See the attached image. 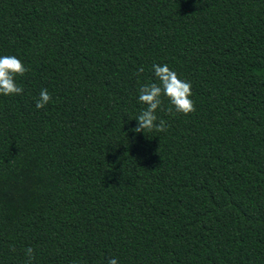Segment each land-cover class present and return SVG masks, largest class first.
<instances>
[{
	"label": "trees",
	"instance_id": "16d2710c",
	"mask_svg": "<svg viewBox=\"0 0 264 264\" xmlns=\"http://www.w3.org/2000/svg\"><path fill=\"white\" fill-rule=\"evenodd\" d=\"M4 55L0 264H264V0H0ZM153 64L196 110L134 133Z\"/></svg>",
	"mask_w": 264,
	"mask_h": 264
},
{
	"label": "clouds",
	"instance_id": "9594fccd",
	"mask_svg": "<svg viewBox=\"0 0 264 264\" xmlns=\"http://www.w3.org/2000/svg\"><path fill=\"white\" fill-rule=\"evenodd\" d=\"M28 69L22 61L14 55L0 56V95L14 96L21 95L23 88L17 85L16 77L24 76ZM144 72L141 67L137 75ZM152 72L155 82L145 83L138 90V103L143 106L140 114L135 118L136 127L134 133H145L153 130L166 132L168 124L165 120L159 119L157 110L162 109L163 100L168 101L167 111L169 113L189 115L193 113L195 104L192 99V85L190 82L181 80L178 74L170 69L167 64H153ZM52 97L47 89H41L36 100V108L43 109L51 101ZM158 121V122H157ZM15 251V248H11ZM25 264H32L35 259V251L32 247L25 249ZM107 264H118L116 258H109Z\"/></svg>",
	"mask_w": 264,
	"mask_h": 264
}]
</instances>
